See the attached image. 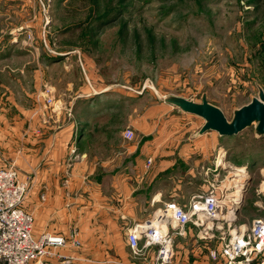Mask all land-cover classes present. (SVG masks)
I'll return each instance as SVG.
<instances>
[{"label":"rangeland","instance_id":"1","mask_svg":"<svg viewBox=\"0 0 264 264\" xmlns=\"http://www.w3.org/2000/svg\"><path fill=\"white\" fill-rule=\"evenodd\" d=\"M261 94L264 0H0V170L14 166L32 186L41 170L23 162L22 137L51 131L55 101L79 96L77 120L104 113L89 125L98 129L91 156L120 157L128 142L161 146L162 160L194 153L199 172L188 192L214 186L226 203L243 185L234 224L251 226L264 220L258 123L231 137L202 134L206 122L171 101H207L232 121ZM67 237L80 241L76 230Z\"/></svg>","mask_w":264,"mask_h":264},{"label":"crops","instance_id":"2","mask_svg":"<svg viewBox=\"0 0 264 264\" xmlns=\"http://www.w3.org/2000/svg\"><path fill=\"white\" fill-rule=\"evenodd\" d=\"M79 98L74 97L68 106L55 101L49 110L51 131L21 139L18 153H23V162L30 172L39 167L42 176L36 177L25 203L34 216V233L67 237L76 230L81 248L60 252L77 257L72 264H160L159 247L147 246L141 240L138 252H134L128 232L141 229L164 203L172 200L188 208L193 197L201 195L196 190L189 193L185 185L188 179L197 178L195 155L162 160L158 157L161 146L151 150L146 144L140 148L128 142L120 157L94 158L89 148L98 129L95 126L90 130V126L104 113L100 108L77 120L74 107ZM89 102L92 107L95 100ZM186 151L185 148L183 152ZM150 159L153 161L149 166ZM179 166L187 171L175 176ZM169 229L173 226L169 225ZM205 237L198 226L187 225L173 239L171 260L164 264H220L210 257L211 248L217 247L219 241ZM51 262L63 264L60 260Z\"/></svg>","mask_w":264,"mask_h":264},{"label":"built area","instance_id":"3","mask_svg":"<svg viewBox=\"0 0 264 264\" xmlns=\"http://www.w3.org/2000/svg\"><path fill=\"white\" fill-rule=\"evenodd\" d=\"M53 99L49 98V103ZM127 131L126 136H131ZM153 160H149L148 165ZM237 177V176H236ZM33 186L19 176L14 166L0 170V264H48L51 259L63 264L78 260L75 256H65L60 252L73 247H81L76 237H64L53 233H34V216L25 203ZM238 183L230 189L238 190ZM236 192H229L220 201L216 187L204 194L193 197L190 206L184 208L175 201L164 203L145 225L128 232L129 245L138 252L139 243L157 245L160 264L171 260L173 239L182 234L189 224L198 226L206 239L218 240L211 248L210 257L220 264H264V220L259 219L251 226L234 223L240 201ZM169 225L173 229H169ZM232 226V227H231Z\"/></svg>","mask_w":264,"mask_h":264},{"label":"water","instance_id":"4","mask_svg":"<svg viewBox=\"0 0 264 264\" xmlns=\"http://www.w3.org/2000/svg\"><path fill=\"white\" fill-rule=\"evenodd\" d=\"M171 102L175 103L183 112L196 115L206 122L200 131L202 134L207 131H215L221 137L236 136L257 122L258 133L264 135V94H261L260 99H254L253 102L239 109L232 121H228L223 111L207 101L201 104L186 99ZM240 202L242 201L240 200Z\"/></svg>","mask_w":264,"mask_h":264},{"label":"bare ground","instance_id":"5","mask_svg":"<svg viewBox=\"0 0 264 264\" xmlns=\"http://www.w3.org/2000/svg\"><path fill=\"white\" fill-rule=\"evenodd\" d=\"M236 169V173L237 174H242V175H246L248 173V169H246L245 165H240L239 168H235ZM242 192H243V185H240V190L237 191V195H238V198L237 200H240L241 199V196H242Z\"/></svg>","mask_w":264,"mask_h":264}]
</instances>
